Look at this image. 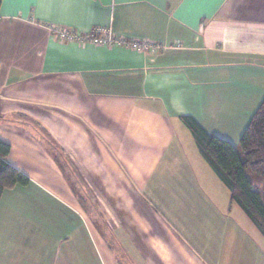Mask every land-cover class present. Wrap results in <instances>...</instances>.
Returning a JSON list of instances; mask_svg holds the SVG:
<instances>
[{
	"label": "crops",
	"instance_id": "crops-1",
	"mask_svg": "<svg viewBox=\"0 0 264 264\" xmlns=\"http://www.w3.org/2000/svg\"><path fill=\"white\" fill-rule=\"evenodd\" d=\"M263 100L264 0H2L0 139L30 182L0 201V264H239L181 117L238 145Z\"/></svg>",
	"mask_w": 264,
	"mask_h": 264
},
{
	"label": "trees",
	"instance_id": "trees-1",
	"mask_svg": "<svg viewBox=\"0 0 264 264\" xmlns=\"http://www.w3.org/2000/svg\"><path fill=\"white\" fill-rule=\"evenodd\" d=\"M181 120L192 133L200 154L230 192V203L237 205L264 237V100L238 145L208 133L191 116H182ZM11 149L9 142L0 139V201L7 189L30 182L7 161Z\"/></svg>",
	"mask_w": 264,
	"mask_h": 264
},
{
	"label": "rangeland",
	"instance_id": "rangeland-1",
	"mask_svg": "<svg viewBox=\"0 0 264 264\" xmlns=\"http://www.w3.org/2000/svg\"><path fill=\"white\" fill-rule=\"evenodd\" d=\"M184 150L192 165L195 156L199 163L211 170L209 172L213 176V184L211 183L209 192L212 198L211 226L214 233V242L222 240L223 236L221 234L227 233L225 248H228V252L232 248L239 249V264H264V237L244 212L237 205L230 203V192L200 154L197 146L191 143V146H186ZM196 165H198L197 162ZM197 170L200 171L199 168ZM249 175L251 174L249 173Z\"/></svg>",
	"mask_w": 264,
	"mask_h": 264
},
{
	"label": "built area",
	"instance_id": "built-area-1",
	"mask_svg": "<svg viewBox=\"0 0 264 264\" xmlns=\"http://www.w3.org/2000/svg\"><path fill=\"white\" fill-rule=\"evenodd\" d=\"M51 29L54 35L62 41L117 46L146 52H156L166 47L163 43H157L148 39H131L124 36H116L110 29L100 28L92 33H80L58 26H52Z\"/></svg>",
	"mask_w": 264,
	"mask_h": 264
}]
</instances>
